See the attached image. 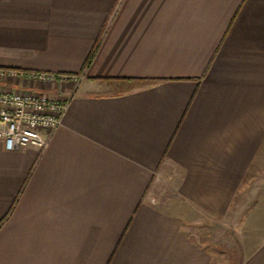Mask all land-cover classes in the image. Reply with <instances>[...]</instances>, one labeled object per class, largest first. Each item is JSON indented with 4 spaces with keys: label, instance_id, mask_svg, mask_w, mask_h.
Wrapping results in <instances>:
<instances>
[{
    "label": "crops",
    "instance_id": "obj_1",
    "mask_svg": "<svg viewBox=\"0 0 264 264\" xmlns=\"http://www.w3.org/2000/svg\"><path fill=\"white\" fill-rule=\"evenodd\" d=\"M0 68L79 76L0 81L68 103L0 139V264H214L206 224L264 218V0H0Z\"/></svg>",
    "mask_w": 264,
    "mask_h": 264
},
{
    "label": "built area",
    "instance_id": "obj_2",
    "mask_svg": "<svg viewBox=\"0 0 264 264\" xmlns=\"http://www.w3.org/2000/svg\"><path fill=\"white\" fill-rule=\"evenodd\" d=\"M24 78L40 84L79 79L44 71L0 68V81ZM67 101L47 91L14 90L0 86V139L5 148L15 150L24 146L43 149L52 132L62 124Z\"/></svg>",
    "mask_w": 264,
    "mask_h": 264
},
{
    "label": "rangeland",
    "instance_id": "obj_3",
    "mask_svg": "<svg viewBox=\"0 0 264 264\" xmlns=\"http://www.w3.org/2000/svg\"><path fill=\"white\" fill-rule=\"evenodd\" d=\"M252 190L253 186L250 187L251 197ZM243 198L236 199L228 215L214 218L205 226L202 240L213 247L214 264H241L264 236L260 233L264 231V218L257 219L261 227L258 222L255 224L254 218L242 216L248 214V205H253L252 201L244 203Z\"/></svg>",
    "mask_w": 264,
    "mask_h": 264
},
{
    "label": "trees",
    "instance_id": "obj_4",
    "mask_svg": "<svg viewBox=\"0 0 264 264\" xmlns=\"http://www.w3.org/2000/svg\"><path fill=\"white\" fill-rule=\"evenodd\" d=\"M92 54L89 56L87 62H89L91 60Z\"/></svg>",
    "mask_w": 264,
    "mask_h": 264
}]
</instances>
